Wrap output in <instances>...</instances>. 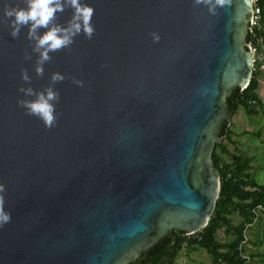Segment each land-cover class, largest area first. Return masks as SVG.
<instances>
[{
	"label": "water",
	"instance_id": "1",
	"mask_svg": "<svg viewBox=\"0 0 264 264\" xmlns=\"http://www.w3.org/2000/svg\"><path fill=\"white\" fill-rule=\"evenodd\" d=\"M84 2L92 37L50 52L39 75L27 28L12 37L0 16V264H140L168 233L201 230L219 195L212 154L226 98L252 76L253 0ZM50 84L47 128L18 89Z\"/></svg>",
	"mask_w": 264,
	"mask_h": 264
},
{
	"label": "trees",
	"instance_id": "2",
	"mask_svg": "<svg viewBox=\"0 0 264 264\" xmlns=\"http://www.w3.org/2000/svg\"><path fill=\"white\" fill-rule=\"evenodd\" d=\"M256 5L259 7L261 28L252 26V30L249 31L248 24L245 38L247 43L264 50V0H256ZM253 67L248 85L244 89L232 90L230 96L226 98L232 114L238 107H242L248 115L264 111L258 78L264 70L260 71L259 63H254ZM230 126V122L221 126L223 138L221 142L216 143L212 154L214 167L220 176V191L207 224L195 236L188 237L180 231L168 233L147 251L146 258L140 264H173L184 245L206 249L214 264H244V260L237 254L236 246L241 238L243 223L251 219L252 209L258 205L262 207L259 221L264 228V180L257 179L251 173L252 156L228 148L225 138L232 136ZM262 170L264 171V160ZM235 213L241 218L237 225H233L232 222V215ZM220 229L227 235L232 234L233 238L221 242L217 237V231ZM250 255L255 257L253 252H250Z\"/></svg>",
	"mask_w": 264,
	"mask_h": 264
},
{
	"label": "clouds",
	"instance_id": "3",
	"mask_svg": "<svg viewBox=\"0 0 264 264\" xmlns=\"http://www.w3.org/2000/svg\"><path fill=\"white\" fill-rule=\"evenodd\" d=\"M197 3L209 5L212 0H196ZM65 7L71 9V16L65 24L56 22L57 13L63 12ZM94 9L84 0H23L22 5L5 3L0 8V16L7 18L12 37L19 35L22 27L27 28L26 36L34 41L33 51L38 53L34 66L39 75L43 72L44 62L50 59L49 53L68 47L73 38L83 32L88 38L92 37L95 29L92 24ZM43 29V31H40ZM21 79L30 80L27 72L21 70ZM64 79L63 74L53 72L50 80L54 84ZM80 84V81H75ZM28 99H20L18 103L28 114L38 117L45 127L50 128L56 121L55 102L58 92L52 84L43 90H34L30 85L18 89ZM3 186L0 185V191ZM10 213L3 207V197L0 196V225L8 222Z\"/></svg>",
	"mask_w": 264,
	"mask_h": 264
},
{
	"label": "rangeland",
	"instance_id": "4",
	"mask_svg": "<svg viewBox=\"0 0 264 264\" xmlns=\"http://www.w3.org/2000/svg\"><path fill=\"white\" fill-rule=\"evenodd\" d=\"M261 71V70H260ZM263 73V71H261ZM259 75L261 81L259 93L264 101V73ZM229 122L232 136L225 138L228 148L231 151L248 154L253 157L251 173L259 180H264L262 163L264 160V111H257L254 115L245 113L242 107H238L234 114H231ZM257 133V134H256ZM228 160V158H225ZM233 225L241 220L238 213L232 215ZM250 241L246 250L253 264H264V228L261 221H257L248 232ZM217 237L221 242L230 241L232 234H225L224 230L217 231ZM259 241V242H257ZM250 252L255 254L251 257ZM179 255H183L182 262L175 261L173 264H214L211 256L202 247L183 246ZM221 264V263H219Z\"/></svg>",
	"mask_w": 264,
	"mask_h": 264
},
{
	"label": "built area",
	"instance_id": "5",
	"mask_svg": "<svg viewBox=\"0 0 264 264\" xmlns=\"http://www.w3.org/2000/svg\"><path fill=\"white\" fill-rule=\"evenodd\" d=\"M252 26H257L261 28V23H260V12H259V7L256 5V0H253V13L252 17L249 22V31L252 30ZM259 41H262V39H259ZM248 49L252 52L253 54V65L254 63H259V69L264 70V50L258 49L257 46L252 45L251 43H248ZM254 69V67H253ZM262 207L260 205L256 206L255 208L252 209V217L249 221H246L243 223V228L241 232V238L239 242L237 243L236 250L238 256H240L244 260V264H253L251 262V258L248 254V251L246 248L248 247V242L250 241L249 239V230L250 227H252L260 218V213H261ZM202 230V229H201ZM200 230L196 232H192L189 234H185L186 236H195L196 233H198Z\"/></svg>",
	"mask_w": 264,
	"mask_h": 264
},
{
	"label": "crops",
	"instance_id": "6",
	"mask_svg": "<svg viewBox=\"0 0 264 264\" xmlns=\"http://www.w3.org/2000/svg\"><path fill=\"white\" fill-rule=\"evenodd\" d=\"M259 81H260V79H259ZM260 83H261V81H260ZM183 258H184L183 255H182V256L178 255V257L176 258L175 261L182 262V259H183ZM175 261H174V262H175Z\"/></svg>",
	"mask_w": 264,
	"mask_h": 264
},
{
	"label": "bare ground",
	"instance_id": "7",
	"mask_svg": "<svg viewBox=\"0 0 264 264\" xmlns=\"http://www.w3.org/2000/svg\"><path fill=\"white\" fill-rule=\"evenodd\" d=\"M196 232V231H195ZM194 233V232H193Z\"/></svg>",
	"mask_w": 264,
	"mask_h": 264
}]
</instances>
